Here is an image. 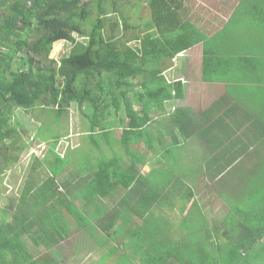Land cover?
Wrapping results in <instances>:
<instances>
[{
	"label": "trees",
	"instance_id": "1",
	"mask_svg": "<svg viewBox=\"0 0 264 264\" xmlns=\"http://www.w3.org/2000/svg\"><path fill=\"white\" fill-rule=\"evenodd\" d=\"M178 21L169 0H0V176L23 157L29 162L26 178L36 184L35 193L31 184L25 188L18 208L0 207V264H68L80 250L74 246L68 252L62 242L83 228L94 241L106 233L97 243L112 245L108 256L117 253L119 263L133 264L125 239L134 230L123 233L124 239L110 238L115 225L103 204L126 198L121 196L137 180V160L146 145L157 142L160 124L167 128L171 118L186 131L197 121L186 114L189 109L168 114L167 103L182 98L183 87L168 81L165 72L176 55L205 39L194 29L200 36L193 40L186 22L177 34ZM232 21L258 28L260 38L255 43L253 37L246 56L204 51L203 80L225 83L227 94L205 112L214 121L209 148L229 154L232 165L240 163L232 182L238 193L225 196L233 215L222 263H264V0ZM54 46L70 51L55 59ZM137 78L145 89L135 95L141 109L128 96ZM229 102L233 107L221 114ZM74 106L76 125L70 115ZM17 109L34 115L33 128L15 118ZM222 137L230 143L220 144ZM62 142L63 152L57 149ZM23 235L40 255L31 253ZM172 244L163 258L176 256Z\"/></svg>",
	"mask_w": 264,
	"mask_h": 264
},
{
	"label": "crops",
	"instance_id": "2",
	"mask_svg": "<svg viewBox=\"0 0 264 264\" xmlns=\"http://www.w3.org/2000/svg\"><path fill=\"white\" fill-rule=\"evenodd\" d=\"M256 1L169 0L171 8L175 10V18L179 20L175 25L176 33L182 32V22H186L192 29V35L195 34L193 40L200 36H196L194 29L200 30L205 37L204 41L202 38L201 42L176 55L173 66L165 72L168 81L182 82L183 87V97L167 103L168 114L178 108L189 109L191 111L186 114L197 121L192 125V129L186 131L181 130L179 124L172 123L171 118L167 125L165 124L167 128L160 124L154 148L146 145L141 152L143 156L137 160V180L121 196L126 198L107 200L103 204L104 209L110 213L112 225H115L112 227V235L134 230L133 237L127 235L125 239L133 264H223L222 253H225V248L229 251L226 246L229 241H225L228 234L226 229L233 215L232 206L225 200V196L229 200L230 194L238 193L232 182L238 177L236 170L240 163L237 166L234 164L236 167L232 177L229 173L234 165L230 164L232 161L228 157L229 154L224 155L221 149L209 148V128L214 121L212 122L211 115H206L205 112L210 111L214 103L225 98L227 94L225 83L203 80L202 64L204 51L230 56L237 52L247 55L244 52L251 48L253 37L255 43L260 38L257 36L259 29L243 27V24L233 22L232 17L241 12H250V5ZM134 82L135 88L128 96L133 100L135 109H141L143 105L136 101L135 95L145 89L142 88L141 78L135 79ZM148 107L149 104L146 103L144 108ZM231 107L232 103L229 102L224 109L220 107V113ZM70 113L72 115V111ZM212 113L217 112L215 110ZM203 114L205 115L202 118L198 117ZM201 125L202 129L199 127ZM154 131L156 132V129ZM230 141V138L222 137L219 143L224 146ZM71 144L73 147L78 146L77 137ZM103 147H109L106 140H103ZM64 148L66 145H63V142L58 143L57 149L63 152ZM84 159L88 162L85 155ZM239 160L242 161H236ZM9 169L12 167L0 176V207L13 211L18 208L19 197L27 194L28 184L32 186L31 194L35 193L36 184L29 183L24 173H8ZM142 176H147L148 181L147 178H141ZM8 197H16L14 206L2 205ZM80 203L83 205L82 200ZM115 211L118 212L117 215ZM122 225L126 228L120 231ZM78 234L89 247L94 248V252L90 253L95 254L89 256L94 260L88 262L123 264L118 262L117 253L108 256V247L111 248L112 245L102 248L85 228ZM21 240L33 255H40V252H32L31 246L40 248L35 247L28 235H23ZM155 242L157 243L154 244ZM172 243L178 247L176 256L163 258ZM87 244L79 253V256L84 254L86 259ZM152 244L154 253H148L147 248Z\"/></svg>",
	"mask_w": 264,
	"mask_h": 264
},
{
	"label": "rangeland",
	"instance_id": "3",
	"mask_svg": "<svg viewBox=\"0 0 264 264\" xmlns=\"http://www.w3.org/2000/svg\"><path fill=\"white\" fill-rule=\"evenodd\" d=\"M61 45L62 44H60V47H61ZM68 46H69V44H68ZM56 48L57 47L54 46L53 47V50H52V53H51V57L52 58H55V59H61L65 54H68L69 51H70L69 49H67L66 52L63 53L66 48L63 49V47H62V50H61V48L59 50H56ZM70 115H71V113H70ZM77 115H78L77 114V107L74 106L73 107V110H72V123H73V125H75V123H77V121H78V116ZM33 117H34V115H33ZM33 117L31 116V113H27V112H24V111H19V109H17L16 110V113H15V118L17 120H19L20 123L22 124V126H24L27 129L33 128L32 124L34 122V119L36 120V118L34 117V119H33ZM69 118H71V117H69ZM199 127H200V129L203 128L202 125L199 126ZM39 131H40V133H42L41 130H39ZM21 132L22 131L19 128L17 133H21ZM34 132H36V131H34ZM46 132L47 133L50 132V126H49V124H47ZM73 133H74V130L72 131V134ZM22 136L24 138H26V135H25L24 132L22 133ZM42 151H44V149H42ZM39 154H41V153H39ZM25 162L26 163H29L28 160H26L25 158L22 157L20 160H18V162L14 166H12V169H9L8 170V173H12L13 174L14 171L15 172L18 171V172H21V173H24L25 174V168H27V166H28ZM232 196H233V194H230L228 196V198L230 199ZM15 199H16V197L15 198L8 197V198H6L7 201H3L2 202V205L3 206H12V205L14 206ZM235 232H236V228H233L231 230V233H232L231 235H233V234L235 235ZM106 236H107L106 233L103 234V235H99L97 241L100 242V241L105 240L106 239ZM111 238H118V240L119 239H124V235L123 234H121V235H112ZM225 240L227 241V238ZM156 243L157 242H155L154 244H156ZM80 244H82V248L84 250V246H85V244H87V242L84 241V239L81 238V236H79V234L73 235L71 237V239H69V241L67 240L65 242H62L63 248H65L68 252L71 251V249L72 248H75V247L77 248L76 250H81ZM154 244H152V245H154ZM31 250H32L33 253H38V252L41 253V250L40 249H36V248H34L32 246H31ZM87 250H88V259L85 258V255L84 254H81V256H79V254H73L72 257H70L68 264H89L91 262V261L88 262L89 260H91V259L94 260V258H91L90 259L89 256L90 255H93L95 253H90V252H94V248L89 247L88 244H87ZM260 259L262 260L263 257H261ZM90 264H94V261L92 263H90ZM253 264H264V263H262V262H254Z\"/></svg>",
	"mask_w": 264,
	"mask_h": 264
}]
</instances>
